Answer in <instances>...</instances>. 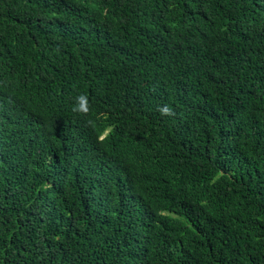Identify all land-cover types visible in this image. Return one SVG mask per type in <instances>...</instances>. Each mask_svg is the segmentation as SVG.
<instances>
[{
    "label": "trees",
    "instance_id": "trees-1",
    "mask_svg": "<svg viewBox=\"0 0 264 264\" xmlns=\"http://www.w3.org/2000/svg\"><path fill=\"white\" fill-rule=\"evenodd\" d=\"M0 264H264V0H0Z\"/></svg>",
    "mask_w": 264,
    "mask_h": 264
},
{
    "label": "clouds",
    "instance_id": "clouds-1",
    "mask_svg": "<svg viewBox=\"0 0 264 264\" xmlns=\"http://www.w3.org/2000/svg\"><path fill=\"white\" fill-rule=\"evenodd\" d=\"M72 110L78 114L86 115L90 110L88 97L85 94H79L76 97V104L73 106ZM158 111H160L162 115H175L174 109L170 105L160 107Z\"/></svg>",
    "mask_w": 264,
    "mask_h": 264
}]
</instances>
